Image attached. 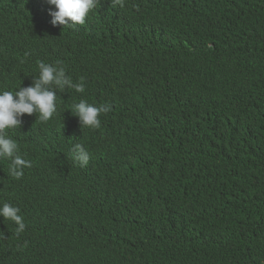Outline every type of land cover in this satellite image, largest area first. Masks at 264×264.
<instances>
[{
  "label": "clouds",
  "instance_id": "clouds-1",
  "mask_svg": "<svg viewBox=\"0 0 264 264\" xmlns=\"http://www.w3.org/2000/svg\"><path fill=\"white\" fill-rule=\"evenodd\" d=\"M128 1L0 0V264H213L205 209L237 228L264 203L263 177L243 206L258 144L242 112L185 87L172 58L107 47L98 8ZM205 1L214 27L224 6ZM193 2L163 0L148 27L171 51ZM203 171L223 174L205 194L185 183Z\"/></svg>",
  "mask_w": 264,
  "mask_h": 264
},
{
  "label": "trees",
  "instance_id": "trees-1",
  "mask_svg": "<svg viewBox=\"0 0 264 264\" xmlns=\"http://www.w3.org/2000/svg\"><path fill=\"white\" fill-rule=\"evenodd\" d=\"M219 1L224 6L220 11L223 15L213 27L205 14L207 2L194 0L182 42L172 51L169 36H153L148 29L151 23L161 22L163 0H129L122 7L108 3L98 10L108 23L104 40L111 51L123 54L129 61L157 59L168 63L172 58L171 71L185 87L209 92L213 108L242 112V126L258 144L254 162L244 166L249 175L242 183L243 206H249L260 196L264 177V1L255 8L243 0ZM163 77L159 74L156 82L162 85ZM222 176L203 171L189 174L185 183L192 189L213 190ZM205 215L214 231L210 253L215 258L207 257L213 264H264V203L257 204L248 220L237 228L208 208ZM165 241L175 243L171 238ZM50 253L56 256L59 251L53 249ZM163 256L170 260L171 250Z\"/></svg>",
  "mask_w": 264,
  "mask_h": 264
}]
</instances>
